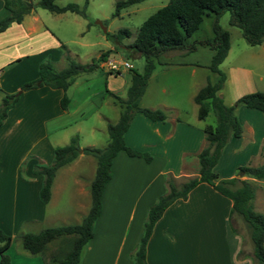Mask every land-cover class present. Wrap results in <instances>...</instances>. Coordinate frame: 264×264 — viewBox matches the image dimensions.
Returning a JSON list of instances; mask_svg holds the SVG:
<instances>
[{
  "label": "crops",
  "instance_id": "0c3cea01",
  "mask_svg": "<svg viewBox=\"0 0 264 264\" xmlns=\"http://www.w3.org/2000/svg\"><path fill=\"white\" fill-rule=\"evenodd\" d=\"M5 12L2 0H0V18ZM37 20L36 14L30 11L24 14L19 22H10L0 30V89L2 91H12L19 86L20 83H12L11 87H8L2 82L13 77L25 58L47 50L43 44L36 47L34 51L31 49V34L37 29L38 25L34 24ZM185 52L187 51L183 49L182 53ZM97 55L98 53L95 54ZM168 64H187L191 66V73L194 71L193 67L200 65L194 60L177 61L176 63L172 61ZM97 67H102L100 62ZM102 72L105 75L97 74L93 84L104 79L103 87L105 91L108 90L107 93H110L111 89L116 87L114 83L109 84L106 79L113 73L108 72L104 67H102ZM36 75L37 69L31 78ZM207 78L205 75V81ZM87 79H83L85 80L82 82L83 87L81 88V85L76 90L82 97L74 100L70 95L65 109L58 105V98L62 94V89L58 87L40 85L22 90L0 124V142L3 143L7 136L12 138L17 131L24 136L26 132L28 146L24 148V151H32L35 158L47 162V159L45 160V157L41 155L46 144L48 149L52 148L46 138V132L77 120L85 111V107L90 109L96 106L93 103L90 106V97L96 91L95 88L90 87L92 83L86 81ZM73 82H75V77L71 83ZM147 86L148 84L145 86L146 89ZM164 89L163 86L159 88L160 91ZM219 91L217 94L221 97ZM32 95L36 97L37 105L33 108V115L38 122L34 118V121L24 124L26 117L20 113L9 122L10 110L19 103H26ZM157 102L140 105L169 108L164 120H151L141 112H135L123 133L125 143L132 148L149 152L150 160L146 161L140 156L127 155L123 150L117 151L111 159V175L102 190L100 211L93 222L92 236L84 245V255L89 258H87V263L91 259L89 264L105 262L107 264H130V253L140 236L139 231L147 207L158 194L167 189L166 174H169L172 179L196 174V153L205 144L203 132L195 123L180 117L178 104H168L161 99ZM234 114L240 122L241 131L238 136L231 135L221 147L218 159L213 166L219 178L235 175L237 165L244 163L256 165L264 161V113L237 103L234 106ZM11 127H20V129L14 132ZM40 141L45 143L43 147L37 146L38 142L41 143ZM6 142L7 139L4 143ZM78 157L79 155L71 161ZM31 163L28 162L21 168L22 173L18 166L10 167L9 170L6 167H0V176L11 173L14 182L10 189L5 190L0 181L1 199L4 197V192L8 193L5 197L8 202L11 201L12 206L11 214L3 215L1 212L0 218L7 222L10 221L12 226L22 218L41 221L46 216V205L54 189L53 180L50 185L49 198L43 203L38 197L42 176L32 171ZM82 174L84 175L83 171L76 173L75 183L78 184V193L82 191L83 184H86L85 177L79 176ZM239 178L245 179L252 186L251 206L264 215V179L247 175H241ZM123 207L126 209L124 210L126 214L123 230H119L114 235L112 229L114 220L116 221L114 216L119 208ZM85 208L79 216L86 212L88 205ZM230 208V198L213 188L211 184L199 181L188 190L184 198L178 197L170 202L154 221L145 244L146 262L148 264H257L253 259L249 234L245 235L239 228L240 222L244 221L237 213L230 212ZM132 223L133 231L128 233ZM5 230L11 235L9 230ZM113 238L116 241L111 247L113 257L111 260H105L104 252L112 244ZM82 263L80 259L79 264Z\"/></svg>",
  "mask_w": 264,
  "mask_h": 264
},
{
  "label": "trees",
  "instance_id": "16d2710c",
  "mask_svg": "<svg viewBox=\"0 0 264 264\" xmlns=\"http://www.w3.org/2000/svg\"><path fill=\"white\" fill-rule=\"evenodd\" d=\"M86 1V0H85ZM140 0H115L112 15H117L122 7ZM5 14L0 18V30L10 22H19L23 15L39 6L52 12L65 10L84 14L76 2L68 1L62 5L54 0H2ZM228 12V23L240 29L241 35L249 44L260 43L264 36V0H167L147 15L137 27L132 40L124 44V48L137 52L143 58L140 71L131 70L129 82L124 97L113 94V103L119 107L118 117L114 122H106L107 139L103 146L78 145L77 135L69 137L67 143L52 147V159L45 163L37 160L32 164V171L42 176L38 197L45 203L50 195V185L56 168L68 163L79 153L89 154L95 159L93 176L89 181V205L78 222L45 226L37 231H23L19 234L21 246L30 253L43 255L44 264H79L81 250L92 236V227L98 216L101 205V194L105 183L110 178V164L117 151L123 150L127 155L140 156L148 161L149 152L128 146L123 138L132 115L141 112L151 120H164L163 109L147 107L138 104L146 80L154 68L159 56L168 49L178 48L185 51L193 50L197 44L207 45L211 55L207 63L209 70L216 74L210 81L208 78L193 94L192 99L197 104L196 115L203 118L209 109L215 116L214 124L206 123L202 127L205 144L197 151L196 174L188 176L177 186L172 177L166 178L167 189L157 195L156 199L147 207L143 220L142 232L135 248L130 253V264H148L145 260V244L154 221L161 215L163 209L175 198H184L189 189L199 181L212 185L231 200L230 212L237 213L245 222L252 243L254 262L264 264V215L252 208L250 199L253 188L245 179L247 175L257 179H264V162L256 165L244 163L236 166L233 176L219 178L213 166L225 141L232 135L238 136L241 125L234 114L237 103L255 108L264 113V91L253 90L240 94L233 103L226 104L217 94L225 78L218 63L228 49V30L218 23V17ZM211 14L209 36L189 39L202 20L203 16ZM127 28H119L110 34L114 41L128 35ZM61 46H64L62 43ZM116 46L98 53L87 63H80L66 54V65L55 68L49 61H41L37 66L36 77L22 82L18 92H5L0 89V124L6 117L8 109L15 103L19 93L27 88L40 85L58 87L62 94L58 98V105L65 109L68 95L65 89L80 71L90 70L99 61L110 57ZM113 74L119 71H110ZM108 91V90H106ZM60 238L55 250L50 253L48 260L44 256L47 242ZM12 236L0 227V264H10L5 250L10 245ZM47 261V262H46Z\"/></svg>",
  "mask_w": 264,
  "mask_h": 264
},
{
  "label": "rangeland",
  "instance_id": "374dc122",
  "mask_svg": "<svg viewBox=\"0 0 264 264\" xmlns=\"http://www.w3.org/2000/svg\"><path fill=\"white\" fill-rule=\"evenodd\" d=\"M68 1L76 2L78 6L82 8L84 14L68 10L52 12L39 6L34 7L31 12L32 14L35 13L37 16L38 20L37 22L34 21V24L38 26L36 31L31 34V49L34 51L36 47L43 44L47 47V50L38 55L32 54L28 58H25L15 71L13 77L5 79L2 82L3 85L11 87L12 83L21 84L24 81L32 79L31 75L36 72L37 66L41 61L47 60L53 67L61 68L66 65L67 61L65 56L68 54L71 59L77 62L87 63L95 57L96 53L116 46V49L112 51L108 58H113L117 61L128 60L131 63V67H121L117 74L109 75L106 81L109 84H115L114 87L116 88H110L112 93L124 97L131 70L140 71L143 65L142 56L135 51L124 48V44L132 40L141 21L167 0H140L122 7L117 15H112L115 0H54V2L59 5ZM211 19V14L203 16L197 29L192 32L189 39L209 36L211 34ZM218 23L228 30L229 42L226 54L218 63L219 69L222 70L225 76L222 86L217 90H220L219 93L221 94L223 102L231 104L241 93L247 91H264V36L260 43L249 44L241 35L240 29L236 25L228 23L227 11H223L219 15ZM103 26L105 31L102 29ZM122 27L127 28L129 34L120 37L118 41H114L110 34L115 33ZM61 43L64 46H61ZM182 52L183 49L173 48L164 51L159 56V62H155L154 68L149 74L150 77L148 76L146 80V84H148L147 89L144 87V95H140L138 104H147L154 101L158 103V99L168 102V104L176 103L180 110L178 112L180 117L191 123H195L202 131V127L206 123L214 124L215 116L213 111L209 109L203 118H197V104L193 101L192 95L196 92L195 90H197L200 84L203 85L205 83V75H207L210 81L216 77V74L207 67L212 50L207 45L197 44L193 50L185 53ZM105 60L99 62L101 66L107 70L108 68L106 67ZM186 60L197 61L200 65L193 67L194 71L191 73V66L187 64H168V62L172 61L176 63L177 61ZM102 67L96 66L90 70L78 72L75 75V82L70 83L65 89L68 97L72 95V99L78 100L82 95L76 90L80 88L83 84L82 82L85 81L83 79L88 78L86 81H90V83H92L90 87L95 88L96 91L90 97V106L92 103L96 106L90 109L85 107V111L77 120L69 122L59 128L48 130L46 132V138L52 147L54 145L67 143L69 137L73 134L77 135L78 145L80 147L85 145L103 146L105 144L107 139L106 122H114L117 119L119 107L113 103V94L105 91L103 87L104 79L102 81H96V83L93 84L97 74L101 76L105 75L102 72ZM109 84L107 85L108 88L110 86ZM162 86L165 89L160 91L159 88ZM82 87L83 85L81 88ZM18 91L19 86L15 90L8 92L16 93ZM35 98L36 97L32 95L26 103H19L14 109H11L9 122L18 113L26 117L24 124H28V121H34L36 117L33 115V108L37 105ZM157 107L161 108L160 106ZM161 109L164 110L165 114L170 110L169 108ZM16 129H20V127H11L12 131ZM25 136H27L26 132ZM25 136L17 131V134L12 138H9V136L4 138V142L7 139L6 143L0 142V167H6V169L9 170L10 167L18 166L22 173L21 168L28 162H32L31 164H33L39 160L35 158L34 152L24 151V148L28 146V138ZM30 137L33 138L36 136ZM44 145L45 143L43 142H38L37 144V146L42 147ZM45 146L46 148L43 149L41 155L49 162L52 159V148L48 149L47 144ZM31 150H33V148ZM78 155L79 157L69 164L56 168L52 178L54 189L46 205V216L43 220L34 221L22 218V220L16 222V224L12 226L10 221L7 222L0 218V227L4 231H6L5 229L9 230L12 236L11 243L5 250V253L9 257L10 264H44L45 259L43 255L40 253H30L21 246L19 237L21 232L37 231L45 226L78 222L82 217L79 215H81V213H83L82 210H85V207L89 205L87 181L93 176L95 159L91 155L85 153H79ZM187 170H190V168H187ZM78 171L84 172V175L82 174L79 176H84L86 182L85 185L83 184L82 191L79 192L80 194L77 190L78 184L75 183L76 173ZM168 177L171 176L166 174V178ZM185 178L186 177L180 176L173 179V181L179 186ZM82 179L83 178H81V180ZM0 181L1 185H4L3 189L5 190L10 189L11 184H14L11 173L1 175ZM7 194L8 193L4 192V197L2 199L0 196V213L2 212L1 214L3 215L7 213L11 214L12 211L11 201L8 202L5 197ZM8 197H10V195H8ZM124 210L126 211L124 207L119 208L118 212L115 213L114 217L116 221L114 220L112 228L114 235L117 234L119 230H123L125 221L124 216L126 214H124ZM142 225L143 221L139 231L140 234L142 232ZM239 228L242 229L245 235L248 234V228L244 222H240ZM131 231H133V223L130 229H128V233ZM59 242L60 238H54L47 242L44 250V256L47 260L50 253L55 250ZM115 242V238H113L111 240L113 245L111 244L106 252H104L105 260L112 259L113 248L111 249V247L114 246ZM108 253L110 254L109 257ZM87 258L88 256L84 255L83 247L80 254V259L83 261L82 264H89L91 262L90 259L88 260L89 263H87ZM102 264H107V262Z\"/></svg>",
  "mask_w": 264,
  "mask_h": 264
},
{
  "label": "built area",
  "instance_id": "2783aa9c",
  "mask_svg": "<svg viewBox=\"0 0 264 264\" xmlns=\"http://www.w3.org/2000/svg\"><path fill=\"white\" fill-rule=\"evenodd\" d=\"M106 67L108 68L107 70L110 71H120L121 67L124 68H129L131 67V63L128 60H122V61H117L116 59L113 58H107L105 60Z\"/></svg>",
  "mask_w": 264,
  "mask_h": 264
},
{
  "label": "water",
  "instance_id": "95a60500",
  "mask_svg": "<svg viewBox=\"0 0 264 264\" xmlns=\"http://www.w3.org/2000/svg\"><path fill=\"white\" fill-rule=\"evenodd\" d=\"M98 22L100 23V21L98 20ZM102 29H103V31H105V28H104V26L102 27Z\"/></svg>",
  "mask_w": 264,
  "mask_h": 264
}]
</instances>
